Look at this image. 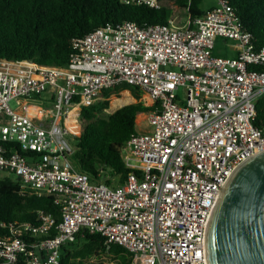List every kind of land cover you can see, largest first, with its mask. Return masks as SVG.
Returning a JSON list of instances; mask_svg holds the SVG:
<instances>
[{
  "label": "built area",
  "instance_id": "1",
  "mask_svg": "<svg viewBox=\"0 0 264 264\" xmlns=\"http://www.w3.org/2000/svg\"><path fill=\"white\" fill-rule=\"evenodd\" d=\"M217 38L233 41L236 57L213 56ZM72 44L64 67L0 59V173L13 176L21 195L60 206L58 224L42 211L37 224L1 223L0 264H58L61 248L83 233L99 234L107 250L121 246L131 264H207L220 190L264 151V127L253 124L264 47L254 48L223 0L192 21L105 25ZM121 84L151 107L146 130L119 148L129 170L121 184L92 183L72 166L66 121L72 112L80 128L81 108Z\"/></svg>",
  "mask_w": 264,
  "mask_h": 264
},
{
  "label": "trees",
  "instance_id": "2",
  "mask_svg": "<svg viewBox=\"0 0 264 264\" xmlns=\"http://www.w3.org/2000/svg\"><path fill=\"white\" fill-rule=\"evenodd\" d=\"M144 1L0 0V59L64 67L74 51L72 42L75 39L105 25L116 26L125 22L139 26L162 25L172 15L166 7L150 8ZM172 1L189 21L202 15L201 0ZM223 1L234 11L238 25L249 34L254 48L264 47V0ZM120 90H130L136 100L141 97L136 88L126 84L108 89L103 94L108 98ZM107 106L105 100L81 108L82 128L80 135L73 138L75 152L71 161L74 169L87 174L92 183L115 186L124 181L129 171L122 162L119 148L135 133L136 116L148 112L150 107L137 102L110 115H102ZM255 111L253 124L261 129L264 127V95L256 100ZM18 188L13 176L0 179V224H37V211L52 215L56 224L60 222V206L50 197L21 195ZM5 233L7 230L0 225V237ZM50 234L54 231L51 230ZM103 242L104 238L99 234L83 233L61 248L58 264H89L91 258L101 257H107L111 264H131L130 254L124 248L111 245L107 250ZM15 264L25 263L19 260Z\"/></svg>",
  "mask_w": 264,
  "mask_h": 264
},
{
  "label": "water",
  "instance_id": "3",
  "mask_svg": "<svg viewBox=\"0 0 264 264\" xmlns=\"http://www.w3.org/2000/svg\"><path fill=\"white\" fill-rule=\"evenodd\" d=\"M207 264H264V151L231 174L206 231Z\"/></svg>",
  "mask_w": 264,
  "mask_h": 264
},
{
  "label": "rangeland",
  "instance_id": "4",
  "mask_svg": "<svg viewBox=\"0 0 264 264\" xmlns=\"http://www.w3.org/2000/svg\"><path fill=\"white\" fill-rule=\"evenodd\" d=\"M216 3H217V0H201V4H200L199 8H200L201 12H203L207 8H209V7L213 6V5H216ZM159 5L161 7H166L167 9L171 10L173 12V14H176L178 16V18L180 19L181 23H183L185 21V19H186L185 15L182 12L174 9L175 6H174V3H173L172 0H160L159 1ZM123 94H127V92H122L121 93V96ZM42 98H45V95H42ZM127 98H129V97L126 96L123 99H113L111 101V109L116 108L115 105L118 104L119 102H121V104H125L124 102H127V104H125V105L134 104L136 102V101L134 102V100L132 101V100L127 99ZM120 105H118V106H120ZM125 105H123V106H125ZM11 106L14 107L12 103H11ZM102 115H106V114L104 112H102ZM135 122H136V130L138 132H141V131L146 130V124H145L144 116H142V117H136ZM80 127L82 128V125ZM80 132L81 131H79L76 134V136H79V133ZM3 177H6V174L0 173V179L3 178ZM88 263L89 264H111V262L109 261V259L107 257L91 258L88 261Z\"/></svg>",
  "mask_w": 264,
  "mask_h": 264
},
{
  "label": "crops",
  "instance_id": "5",
  "mask_svg": "<svg viewBox=\"0 0 264 264\" xmlns=\"http://www.w3.org/2000/svg\"><path fill=\"white\" fill-rule=\"evenodd\" d=\"M158 3H159V1H158ZM175 6V5H174ZM216 5H213V6H211V7H209V8H207L206 10H204L203 12H202V15L204 14V13H206V12H208L209 10H211L212 8H214ZM159 7H160V5H159ZM158 7V8H159ZM157 9V8H156ZM174 9H176V10H178L179 11V9L175 6L174 7ZM172 12V11H171ZM172 17H176L177 19H178V21L181 23V21H180V19L178 18V16L176 15V14H173V12H172V15L170 16V17H168L167 19H169V18H172ZM167 19H166V21H167ZM186 20H188L187 18L185 19V21ZM211 54L213 55V56H216V57H222V58H234V57H236V54H237V51H236V48H235V43L233 42V41H230V40H227V39H223V38H217L216 40H215V45H214V48L212 49V51H211ZM124 92V91H126L127 93H128V95H129V97L131 98V100L133 101L134 100V102L135 103H137V102H140V103H142V105H144V106H146V107H150V106H148V105H146V103L145 102H142V100H141V98H142V93H141V97L138 99V100H136V99H134V97H133V95H132V93H131V91L130 90H120V91H118L117 93H112V94H110L109 95V97L107 98V100L106 101H108V106L106 107V108H104V109H109L110 108V99L112 98V97H115V98H118V97H121V93L122 92ZM131 101V102H132ZM129 105V104H128ZM126 106V105H125ZM120 108H122V107H120ZM120 108H118V109H120ZM103 109V110H104ZM118 109H113L112 110V112L111 113H109V114H106V115H110V114H112L113 112H115L116 110H118ZM150 110H151V107H150ZM149 110V111H150ZM81 111V110H80ZM148 111V112H149ZM146 114H147V112L146 113H141V114H138L136 117H142V116H144V119H145V116H146ZM135 120H136V118H135ZM81 121V120H80ZM77 127V126H76ZM79 131H81V127L80 128H78L77 127V133L79 132ZM137 130H136V122H135V132H136ZM81 133V132H80ZM80 133H79V135H80ZM75 134V133H74ZM74 137H78V136H76V134H75V136ZM73 137V138H74ZM120 153V152H119Z\"/></svg>",
  "mask_w": 264,
  "mask_h": 264
},
{
  "label": "bare ground",
  "instance_id": "6",
  "mask_svg": "<svg viewBox=\"0 0 264 264\" xmlns=\"http://www.w3.org/2000/svg\"><path fill=\"white\" fill-rule=\"evenodd\" d=\"M124 92H126V91H124ZM126 96L129 97L128 93H127V94H123L121 97H118V98L112 97V99H111L110 101H112L113 99H123V98L126 97ZM127 99H130V100H131L130 97L127 98ZM125 104H127V103H125ZM125 104H121L120 106H118V107H116V108H114V109H118V108L122 107V106L125 105ZM110 107H111V104H110ZM108 110H109V111H112L113 109L109 108ZM72 114H73L72 112L69 114V117H68V119H67V121H66V125H67V128H68L72 133L77 134V127H76V126L74 125V123H73V120H72Z\"/></svg>",
  "mask_w": 264,
  "mask_h": 264
}]
</instances>
